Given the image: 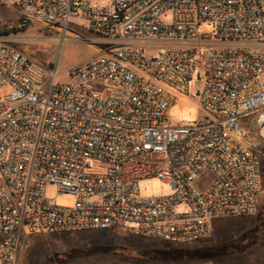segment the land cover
Returning <instances> with one entry per match:
<instances>
[{
    "label": "built area",
    "instance_id": "obj_1",
    "mask_svg": "<svg viewBox=\"0 0 264 264\" xmlns=\"http://www.w3.org/2000/svg\"><path fill=\"white\" fill-rule=\"evenodd\" d=\"M12 3L24 23L88 29L106 48L57 83L0 36V264H18L29 236L124 230L190 245L216 219L257 215L263 172L244 122L264 138V0ZM201 68L203 115L173 125ZM150 178L170 194L143 197ZM49 184L74 206L47 198Z\"/></svg>",
    "mask_w": 264,
    "mask_h": 264
},
{
    "label": "rangeland",
    "instance_id": "obj_2",
    "mask_svg": "<svg viewBox=\"0 0 264 264\" xmlns=\"http://www.w3.org/2000/svg\"><path fill=\"white\" fill-rule=\"evenodd\" d=\"M22 16L12 0H0V36L11 41L19 51L29 55L48 70H56L57 83L68 81V70L95 56L103 46L100 37L88 29L71 28L64 34L43 24L21 21ZM200 33H211L213 27L204 24ZM63 44L58 40L63 36ZM190 83V94L179 95V103L169 111L173 125L197 121L203 115L197 92L204 84V68L199 69ZM46 81H51L46 72ZM244 125L249 140L259 154L263 172V190L259 211L255 216L221 218L214 221L212 236L190 245L182 259L164 256L163 242L128 234L124 230L89 231L75 234L35 235L24 240L18 264H264V138L250 117ZM145 198L167 196L170 187L157 178L140 181ZM47 198L62 207H72L76 197L60 194L49 184Z\"/></svg>",
    "mask_w": 264,
    "mask_h": 264
},
{
    "label": "trees",
    "instance_id": "obj_3",
    "mask_svg": "<svg viewBox=\"0 0 264 264\" xmlns=\"http://www.w3.org/2000/svg\"><path fill=\"white\" fill-rule=\"evenodd\" d=\"M23 21V19H21ZM163 245L166 247V251L163 253L164 256L172 257L173 259H182L186 254V249H179L180 247L171 243H164Z\"/></svg>",
    "mask_w": 264,
    "mask_h": 264
},
{
    "label": "water",
    "instance_id": "obj_4",
    "mask_svg": "<svg viewBox=\"0 0 264 264\" xmlns=\"http://www.w3.org/2000/svg\"><path fill=\"white\" fill-rule=\"evenodd\" d=\"M197 95H199V93H197Z\"/></svg>",
    "mask_w": 264,
    "mask_h": 264
}]
</instances>
